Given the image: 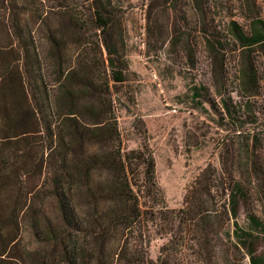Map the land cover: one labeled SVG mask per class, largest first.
<instances>
[{
  "label": "rangeland",
  "instance_id": "obj_1",
  "mask_svg": "<svg viewBox=\"0 0 264 264\" xmlns=\"http://www.w3.org/2000/svg\"><path fill=\"white\" fill-rule=\"evenodd\" d=\"M114 1L121 27L113 29V36L128 67L125 82L112 90L122 152L136 149L143 142L149 146L161 196L157 206L166 210L181 209L185 196L200 176V182H205L212 191L209 198L206 190L198 192V201L208 202L211 212H221L215 219L217 223L206 220V227L201 229L205 264H249L246 254L234 248V240L225 231L234 220L242 225L247 212L263 216L260 206L264 204V195L256 190L244 158L257 155L264 165V45L247 46L235 41L227 26L229 21H236L246 29L250 20H264V0H254V5L245 4L246 0ZM75 4L84 7L80 10L82 15L88 14L87 0H16V12L5 18L8 33L0 18V68L15 61L24 73L25 89L11 76V95L22 100L26 92L33 106L48 114L52 123V132H46L38 111L41 132L29 139L42 142L44 157L49 154L50 145L53 148L59 145L56 121L72 109L71 100L61 93L86 88L87 61L102 63L98 56L92 55L96 47L86 52L91 55H85L83 32L70 25L67 17H61L67 15L66 7ZM15 26L23 28L22 37L15 32ZM87 29L84 39L92 41L99 32ZM51 35L58 45L48 38ZM23 49L29 50L25 57L18 53ZM248 67L255 73L256 86L243 91L241 74ZM66 70L81 76L83 82L62 81ZM246 101L250 107L239 111L240 123L232 121L228 111L235 115L239 103ZM28 122L33 125L30 115ZM98 149L102 151L104 146L93 148ZM56 157L57 152L50 161ZM36 170L32 167L22 179L23 185L28 188L35 185L37 196L42 198L50 187V182L46 183L48 165L42 167L40 177ZM91 173L92 186L106 184V171L95 167ZM248 180L250 196L240 204L236 219H230L222 209L227 208L229 190L237 182L248 185ZM8 198L0 195V208L8 203ZM37 201L54 228L62 230L52 201ZM160 226L155 225L152 230L147 249V256L153 261L166 242L164 234L168 229L164 224ZM45 233L44 226L40 238L24 229L5 259L21 258L22 264H62L63 247L58 240L61 236L51 241ZM123 240L120 227L106 239L80 236L79 250L84 251L78 264H95L98 258L99 264H110ZM198 254V246L189 238L180 264H201Z\"/></svg>",
  "mask_w": 264,
  "mask_h": 264
},
{
  "label": "trees",
  "instance_id": "obj_2",
  "mask_svg": "<svg viewBox=\"0 0 264 264\" xmlns=\"http://www.w3.org/2000/svg\"><path fill=\"white\" fill-rule=\"evenodd\" d=\"M87 1L89 12L85 16L80 13L84 7L75 4L66 7L67 15L61 14V17H67L70 25L83 32L85 55H91L86 52L96 47L92 55L98 56L102 63L87 61L86 88L77 92L66 89L61 93L71 100L72 109L56 121V144L59 145L57 148L50 145L47 157H44L42 142L29 139L41 132L36 116L38 111L44 123L43 129L52 132L48 114L38 109L37 105L33 106L26 92L22 100L11 95L9 82H12V75L25 89L24 73L18 62H6L0 68V195L9 197L8 203L0 208V264H22L21 258L5 259L10 247L24 229L40 238L43 226L51 241L61 236L58 240L63 247L62 264H78L79 259L83 258L81 251L84 250L82 248L80 251L78 244L80 236L106 239L111 237L117 227H120L124 240L110 264H180L189 238L199 248L200 263L205 264L201 229L206 227V220L213 219V224L217 223L221 212H211L207 208L208 202H199L198 192L206 190L209 198L212 190L208 189L205 182H200L198 176L185 196L181 209L166 210L164 206H157L161 196L155 183L152 152L145 142L136 149L122 152L113 106L112 90L125 82L128 72L127 63L113 36V29L121 27L120 13L114 0ZM249 3L254 5V0H246L245 4ZM16 8V0H0V18L7 33L9 29L5 18L15 13ZM87 27L95 33L99 32L92 41L84 39ZM227 29L235 41H242L247 46L264 45V20L252 19L246 29L236 21H229ZM15 32L22 37L23 28L17 26ZM48 38L57 44L52 35ZM28 51L23 49L18 53H23L25 57ZM62 81L82 83L83 78L66 70L62 74ZM240 85L243 91L255 88V73L251 67L242 71ZM249 107V102H240L235 115L228 109L227 115L232 121L240 123L239 111ZM28 115L30 119L32 117L33 125L27 123ZM99 145L104 146L102 151L93 150ZM56 152L57 157L50 161ZM244 162L249 176L256 182V190L264 195V165L259 156L246 155ZM45 164L48 165L46 183L50 182V187L46 188L41 198L37 196L39 191L35 190V185L28 188L23 185L22 179L32 167L37 169L35 172L40 177ZM95 167L107 172L108 179L103 187L92 186L91 172ZM250 185L249 180L248 185L237 182L229 190L227 208L224 206L222 209L230 219H236L240 204L250 196ZM38 199L52 201V208L62 222V230L54 228L44 208L38 205ZM260 208L263 216L247 212L242 225L234 220L225 231L229 239L234 240V248L246 254L249 264H264V204ZM163 224L168 229L164 234L166 242L153 261L147 256L152 230L155 225ZM100 261L101 258H98L95 264Z\"/></svg>",
  "mask_w": 264,
  "mask_h": 264
}]
</instances>
